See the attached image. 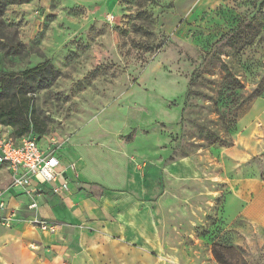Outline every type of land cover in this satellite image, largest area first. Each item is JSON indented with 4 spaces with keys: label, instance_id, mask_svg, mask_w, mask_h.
<instances>
[{
    "label": "rangeland",
    "instance_id": "obj_1",
    "mask_svg": "<svg viewBox=\"0 0 264 264\" xmlns=\"http://www.w3.org/2000/svg\"><path fill=\"white\" fill-rule=\"evenodd\" d=\"M2 20L23 53L0 49V76L46 60L57 71L33 95L44 133L24 136L67 163L83 154L82 174L102 176L94 180L103 185L78 189L85 213L87 199L124 192L137 178L153 191L143 200L149 264H264V236L229 221L237 204L224 212L237 170L250 167L247 176L264 182V0H11ZM227 72L242 89L224 83ZM8 130L0 125V135ZM190 157L200 170L196 191L166 170ZM7 198L14 210L16 197ZM117 203L111 220L124 209ZM34 227L46 240L29 246L39 261L70 264L62 241ZM9 228L0 225V235Z\"/></svg>",
    "mask_w": 264,
    "mask_h": 264
},
{
    "label": "crops",
    "instance_id": "obj_2",
    "mask_svg": "<svg viewBox=\"0 0 264 264\" xmlns=\"http://www.w3.org/2000/svg\"><path fill=\"white\" fill-rule=\"evenodd\" d=\"M5 133L8 135L10 131ZM255 154V152L248 154L247 162L255 159ZM59 157L62 179L69 181V190L63 195H53L48 191V187L35 182L31 185L35 193L31 195L22 189L11 188L10 172L6 166L0 164L7 182L5 188L0 185L5 203V210L0 212V225L4 226L1 223L3 218L12 216L11 228L0 235V264H48L47 261L40 262L38 252L29 248L34 246L42 249L46 241L42 234L32 228V221L37 218L56 226L57 232L52 234V240L62 241L64 256L70 264H149L150 258L145 250L150 246L151 216L147 201L143 200L153 193L151 188H147L137 178H129L126 181V191L105 189L99 198L87 199L88 212L85 213L82 209L85 204L81 197L76 195L78 189H88L91 187L90 184L94 183L103 185L102 182L94 180L98 177L103 180L102 176L94 174L93 170H89L87 176L82 174V165H85L82 160L86 159L83 154L71 153L72 159L68 160V163L63 160L61 154ZM70 164H75L77 175L67 169ZM171 169L174 170V179L178 185L188 182L191 190L200 189L196 179L200 170L194 158L181 159L166 168L167 171ZM248 170L251 171V168L237 170L233 178L228 177L229 185L226 189L230 191L227 195L230 200L227 202L225 199L224 212L228 205L237 204L238 210L229 221L231 223L240 221L252 228L255 234L264 236V182L253 171V175L247 176ZM8 195L16 197L13 200L14 210L8 208ZM68 195H72L69 199L71 202L67 200L64 203L60 198L66 199ZM104 198L111 203L99 208L100 201ZM117 202L121 204L118 208L124 209L118 211L111 220L109 215L112 208L117 207ZM32 203L36 204V208L29 209ZM62 204L69 207L63 209ZM49 211L57 216H48ZM240 241L238 245L247 248V241L242 239Z\"/></svg>",
    "mask_w": 264,
    "mask_h": 264
},
{
    "label": "trees",
    "instance_id": "obj_3",
    "mask_svg": "<svg viewBox=\"0 0 264 264\" xmlns=\"http://www.w3.org/2000/svg\"><path fill=\"white\" fill-rule=\"evenodd\" d=\"M11 0H0V49L14 55L23 53L17 32L5 25L2 20L4 10ZM28 1V0H27ZM57 71L46 60L35 67L19 73L0 76V125L11 128L14 139L26 137L30 131L38 135L44 133L37 126L33 106V95L52 86ZM224 83L235 90L242 85L227 72Z\"/></svg>",
    "mask_w": 264,
    "mask_h": 264
},
{
    "label": "built area",
    "instance_id": "obj_4",
    "mask_svg": "<svg viewBox=\"0 0 264 264\" xmlns=\"http://www.w3.org/2000/svg\"><path fill=\"white\" fill-rule=\"evenodd\" d=\"M0 164L6 166L10 172V187L22 189L26 194L35 193L31 189L33 182L48 187V191L53 195H63L69 190V181L62 179V171H59V153L49 147L41 149L38 141L32 136L14 139L10 134L0 135ZM67 169L77 175L75 164H70ZM34 208L36 204L32 203L29 209ZM4 210L5 203L0 190V212ZM11 217L3 218L1 223L9 227L12 223ZM32 224L38 230L49 234H55L57 231L56 226L47 221L34 219Z\"/></svg>",
    "mask_w": 264,
    "mask_h": 264
}]
</instances>
